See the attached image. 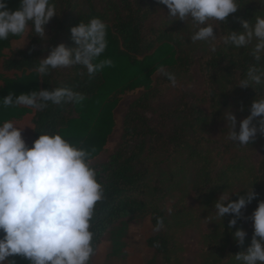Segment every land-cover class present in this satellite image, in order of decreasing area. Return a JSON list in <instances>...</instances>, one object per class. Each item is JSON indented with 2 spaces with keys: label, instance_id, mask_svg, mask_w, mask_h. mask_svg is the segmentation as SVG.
<instances>
[{
  "label": "trees",
  "instance_id": "16d2710c",
  "mask_svg": "<svg viewBox=\"0 0 264 264\" xmlns=\"http://www.w3.org/2000/svg\"><path fill=\"white\" fill-rule=\"evenodd\" d=\"M55 2L58 15L45 26L46 40L29 30L25 48L11 49L12 41L22 37L10 35L7 40L0 41L2 70L21 72L15 77L0 72V98L10 91L19 95L57 87L71 88L85 98L79 103L57 105L49 102L44 110L26 106L0 108V122L21 120L32 114L33 139L29 146L40 133L59 131L77 147L94 148L95 158L113 132L114 109L120 95L143 88L128 105L116 147L105 159L93 163L104 185L105 199L97 204L92 220L95 252L89 264L104 239L111 242V257H124L129 222L147 216L156 233L147 239L154 254L145 264H185L171 219L185 213L182 207L188 201L190 205L191 199L214 213V203L223 192H231V199L235 200L254 182L253 189L258 195L242 209L237 224L229 229L228 221L232 216L226 214L223 221H216L215 229L206 230L200 236L198 264H235L233 255L246 250L251 243L254 232L251 214L264 198V146L260 157L253 160L249 150L259 132L249 145L210 138L206 132L214 115H219V106H229L231 100L238 101L237 113L245 118L250 114L253 100L264 96V85H253V88L237 85L248 66L254 63L249 49L226 48L220 43L215 53L208 48L201 54H194L187 50L173 27L155 23L158 14L167 8L158 0ZM19 6V0H7L9 9ZM261 10L264 4L260 0H246L236 13L220 23L221 36L228 30H242L241 19L252 20ZM93 17L101 18L108 26V47L101 59H111L112 66H106L93 76L81 65L51 69L41 76L36 71L39 60L61 42L74 47L70 28ZM6 49H11L8 55L4 54ZM158 70L161 73L154 84L153 75ZM193 70L206 81L208 91L204 93L213 108L211 117L200 100L189 101L186 93L180 98L172 97L174 102L170 106L155 105L159 95H165L162 83L179 89L177 81ZM169 75L174 77V83ZM208 145H213L214 149H206ZM185 163L195 168L191 196L190 199L182 198L180 204L174 203L170 210L167 202L175 192L178 174ZM234 189L240 192H232ZM236 228L246 231L243 245L233 239L232 232ZM13 260L15 264H29L19 255L8 259Z\"/></svg>",
  "mask_w": 264,
  "mask_h": 264
},
{
  "label": "clouds",
  "instance_id": "9594fccd",
  "mask_svg": "<svg viewBox=\"0 0 264 264\" xmlns=\"http://www.w3.org/2000/svg\"><path fill=\"white\" fill-rule=\"evenodd\" d=\"M167 6V17L193 22L190 39L214 41V27L227 20L246 2L242 0H158ZM264 4V0H260ZM15 9L0 0V41L9 36L22 37L31 30L46 40V25L57 16L55 0H19ZM216 21L217 24L210 23ZM242 30H228L222 35L226 48L249 49L254 60L237 85H264V10L254 19H241ZM107 24L99 17L81 21L70 28L74 47L61 42L39 60L36 71L47 75L51 69L81 65L90 76L112 66L111 59H101L108 47ZM215 53L217 46L212 44ZM169 79L175 82L174 77ZM84 96L68 87L39 89L29 93L10 91L0 98V108L26 106L44 110L52 104L79 103ZM228 128L227 139L249 145L257 133L264 135V96L255 98L250 114L239 121L229 108L223 113ZM256 120L257 123H253ZM26 124L13 119L0 122V264L19 255L29 264H89L94 255L92 220L96 206L105 199V188L93 165L95 149L77 147L59 131L43 132L28 146L22 136ZM28 125V124H27ZM31 126V125H30ZM252 183L243 194L231 199L223 192L214 203L215 217L223 221L232 216L229 229L237 224L242 209L257 197ZM240 192V191H236ZM253 236L246 250L233 255L235 264H264V199L251 214ZM215 219H210L213 221ZM208 221V222H209ZM246 231L236 228L233 239L244 244ZM8 264H15L9 261Z\"/></svg>",
  "mask_w": 264,
  "mask_h": 264
},
{
  "label": "rangeland",
  "instance_id": "374dc122",
  "mask_svg": "<svg viewBox=\"0 0 264 264\" xmlns=\"http://www.w3.org/2000/svg\"><path fill=\"white\" fill-rule=\"evenodd\" d=\"M167 11V8L165 10H162L155 19V23L158 24L159 22H162L169 27H173V31L185 43L184 45L187 50H192L194 54H201L202 52L210 48L212 44L217 45L222 43V36L220 34L219 28L217 27H214V34L217 36L216 40L193 42L190 39L192 33L195 30L193 22L190 19L187 22L180 19L171 20L166 15ZM210 23L217 24L216 21H210ZM26 33L22 36V38L12 41L11 49L18 47L25 48L28 46ZM11 49H6L4 51V54L8 55ZM0 72L7 77H15L21 74V72L17 71L4 72L1 68V65ZM160 73L161 70H158L153 75L154 84L156 83V80L159 77ZM177 86L179 87V89L171 86L167 87V84L165 85L164 83H162L161 89L165 93V95H159V100L155 102V105L159 106L162 103H165L170 106L174 102L173 98H180L184 93H186L187 100H200L207 114L209 115V117H211L213 108H211L210 100L204 93L208 91L206 90V81L203 79L201 74L197 72V70H193L191 73H188L185 76L181 77L177 81ZM142 91L143 88H138L120 95L119 102L114 109L115 126L113 132L109 136L104 149L100 152L99 155L93 158V163L105 159L114 150L122 134L123 117L127 111L128 105L132 100L138 97ZM239 106V102L235 100H231L229 106H219V108L217 109L219 115H214L216 117L208 126L206 136L219 140L227 139L228 128L226 127V121L223 119V113L229 108H231V110L237 117L238 130L239 121L243 119L242 115H239V113H237L239 112ZM30 117L31 114H27L21 120H15L20 125L26 124L22 131V136L26 142L31 141L33 138V130H31L32 128L29 126V122L27 120ZM212 146L213 145H208L206 149H214ZM263 146L264 135L260 134L254 146L249 150V155L253 160H257L260 157ZM213 151L216 154V151ZM194 171L195 168L192 164L189 165V163H185L184 169L179 172L178 179L176 180L175 192L171 200L167 202L170 210L173 208L174 203L175 205L177 203L180 204L182 198L190 199L193 182L195 180ZM183 192L187 195H182ZM232 192H236V190L234 189ZM189 203L190 201H188V204H185L182 207L184 208L185 213L181 214V216L179 217L175 216V214V217H173V220L171 219V221L173 226V233L175 234L177 240L181 243L180 251L185 264H198L199 251L202 245L200 236H202L203 232H205L206 230L215 229L217 224L216 221L218 222L220 219L215 217V213L211 211L208 212L207 208L203 209L201 206L195 204L194 200L191 199V204L189 205ZM210 219L215 220L209 221ZM154 233H156V230L151 225L150 216L131 220L128 225L127 235L124 239L126 243V255L124 257H111V242L108 239H104L98 247L92 264H145V262L149 260L154 254L153 249L147 245V239ZM8 259L9 257L6 259L4 264H8Z\"/></svg>",
  "mask_w": 264,
  "mask_h": 264
},
{
  "label": "crops",
  "instance_id": "0c3cea01",
  "mask_svg": "<svg viewBox=\"0 0 264 264\" xmlns=\"http://www.w3.org/2000/svg\"><path fill=\"white\" fill-rule=\"evenodd\" d=\"M28 120V122H29V126L32 128L31 130H33V124H32V114H31V117L29 118V119H27ZM27 120H25V121H27ZM33 139V138H32ZM32 141V140H31ZM31 141H27L26 143L28 144V146L30 145V143H31Z\"/></svg>",
  "mask_w": 264,
  "mask_h": 264
}]
</instances>
